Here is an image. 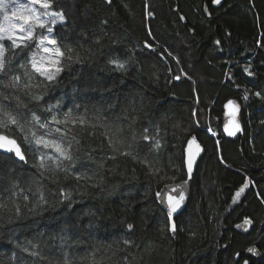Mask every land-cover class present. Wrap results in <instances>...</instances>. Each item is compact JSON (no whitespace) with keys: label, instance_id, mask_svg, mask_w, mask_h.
Wrapping results in <instances>:
<instances>
[{"label":"trees","instance_id":"obj_1","mask_svg":"<svg viewBox=\"0 0 264 264\" xmlns=\"http://www.w3.org/2000/svg\"><path fill=\"white\" fill-rule=\"evenodd\" d=\"M52 9L66 18L55 28L56 80L32 73L34 48H9L0 73V107L24 126L3 131L27 157L0 154V264H242L253 246L262 258L252 264H264V0L219 9L213 0H52ZM230 100L243 125L234 139L224 134ZM68 113L67 123L52 119ZM31 132L70 145L73 159ZM194 135L204 153L172 233L156 193L187 180Z\"/></svg>","mask_w":264,"mask_h":264},{"label":"snow or ice","instance_id":"obj_2","mask_svg":"<svg viewBox=\"0 0 264 264\" xmlns=\"http://www.w3.org/2000/svg\"><path fill=\"white\" fill-rule=\"evenodd\" d=\"M214 3L220 4V0H213ZM108 3H111V0H108ZM39 5V8L36 7ZM0 10L3 11V23H0V73L6 71V65L9 63V60L5 58V53L8 51L9 48L11 49H20L23 51L24 49L32 50L35 48V54L31 55L29 64L32 73L38 74L40 77H43L44 80L48 82H53L56 80V77L59 73L63 70L61 65V58L64 56V52L61 51V46L57 43V39L53 35V31L55 27L59 25H64L66 23V18L62 11H55L52 9V0H29V2L25 4H21L18 7H13L10 9V4L8 0H0ZM10 13V14H9ZM151 15V13H149ZM40 32H37V30ZM7 40L9 42L8 48H5L3 45V41ZM217 44L220 41H216ZM149 47H151L149 45ZM71 52V49H68ZM110 63L114 64L116 68L120 70H124L126 65L124 62L119 60H112ZM21 67H25V65H21ZM31 79V76L29 77ZM179 79V77H176ZM15 81H19L20 77L16 76L14 78ZM13 86H16L13 84ZM25 87L27 88L28 85L26 84ZM256 96H260L259 92L255 93ZM34 99H39V97H33ZM247 99V96H245ZM228 108L232 110V115L235 116L236 112L238 111V106H234L233 101H229ZM51 111V108L48 109ZM0 113H3L7 119H0V150H4L8 153H13L15 157H18L20 160H24L25 156L21 150L20 145L17 143L15 139H13L10 135L6 134L5 129L9 128V125H15L17 128L20 129L21 132H24L23 124L11 113L7 112L0 107ZM71 117V113H68L63 121H57L55 116L52 117L53 121L57 123H67L69 118ZM33 121L39 123V118L35 115L32 116ZM80 123H84L85 121L83 118L80 119ZM46 125L40 124V127H45ZM224 130L227 132L228 135L234 136L237 132L242 131L239 123L235 120L231 121L229 124L224 126ZM57 132L60 129H56ZM147 129H145V132ZM211 131V129H209ZM32 137L35 138V143L43 144L45 147L54 148L59 156L65 160H72L73 157L70 154V145L69 148H64L61 144L50 142L45 140L43 137H36L35 132L30 133ZM215 135V133H213ZM27 137H24L26 139ZM145 140L149 139V137L145 136ZM111 143V140L109 141ZM195 137L189 141V149H191L192 145L195 144ZM157 148L159 144L157 143ZM197 153H190L189 160H188V175L189 178L192 174V167L194 164L195 155L199 152V145H196ZM127 155V153H124ZM49 160L52 157H48ZM38 167L44 171H49L48 166L45 163V159L42 157ZM59 168L60 165L57 164ZM77 180L80 179L79 176L76 177ZM248 188V184H244L243 187L236 192V197H239L244 190ZM172 193H177L173 195ZM156 196L160 199L161 203H167L168 212L167 215L172 217L174 213H176L185 199V196L182 191L178 192L176 188H173L171 192L167 193H160L157 192ZM66 199H70V196H66ZM43 200V196H41ZM46 202V201H45ZM235 203V200L233 201ZM0 207H5L4 205H0ZM17 212H19V208L17 207ZM245 225H250L251 220L245 219ZM133 226L131 224L128 225V228L131 229ZM240 227V225H237ZM170 230L175 233L176 225L173 222L171 225ZM245 231L247 229L245 228ZM36 247L35 245L33 246ZM27 251L28 249H24ZM249 252H256V249L249 248ZM32 255H38L37 252L33 251ZM239 255V254H237ZM63 264H71V262L65 258ZM244 264H248V261L245 260Z\"/></svg>","mask_w":264,"mask_h":264},{"label":"water","instance_id":"obj_3","mask_svg":"<svg viewBox=\"0 0 264 264\" xmlns=\"http://www.w3.org/2000/svg\"><path fill=\"white\" fill-rule=\"evenodd\" d=\"M224 5V0H220V4H216L213 2V7L215 9H219L221 8L222 6ZM230 101H233V100H230ZM234 102V101H233ZM228 105V102L226 103L225 105V115L226 117L228 118V121L226 124H229L231 121L235 120L237 123H239L242 131H239L236 133V135L234 136H230L227 134V132L224 130V134L227 138H230V139H234L236 137H238L240 134L243 133V125L241 124V122L239 121V116H240V107L239 105H237L235 102H234V106H238V111L236 112L235 116L232 115V110L230 108L227 107ZM195 137V141L196 143L192 145L191 149H189V141L192 140V138ZM14 139V138H13ZM16 140V139H15ZM17 141V140H16ZM17 143L20 145L21 147V150L25 156V159L24 160H20L18 157H15L13 153H8V152H5L4 150H0V154H6V155H13L15 157V159L20 162V163H26L27 162V157L25 155V152H24V149L23 147L21 146V144L17 141ZM196 145H199V152L197 155H195V158H194V164H193V167H192V174H191V177L189 178V175H188V160H189V155L190 153H197V147ZM203 153H204V146L203 144L199 141L198 137L196 135L192 136L187 144H186V147H185V151H184V165H185V170H186V174H187V180L186 181H182V182H178V183H173V184H168V185H165L161 192L162 194L164 193H167V192H171V190L173 188H176L178 190V192L182 191L184 196H185V199L184 201L182 202V205L180 207V209L174 213L172 215V217H169L168 215V218L170 220V225H172V223L174 222L175 225H176V231H177V224H176V219L182 215V213L186 210L187 208V205H188V202H189V199H190V182L193 180L194 178V175L196 173V169L198 167V164L203 156ZM173 195H176L177 193H172ZM158 202L160 204V206L162 207V209L166 212H168V206H167V203H161L160 199L158 198ZM251 227H252V221H251V224L250 225H245L244 222L240 224V227H239V230L243 233H249L250 230H251ZM245 228L247 229V231H245ZM175 231V232H176ZM172 232V231H171ZM173 233V232H172ZM251 248H254L256 249V252L253 253V252H249L247 251L246 252V259L248 261V264H252V261H258L262 258V253L261 251L259 250V248L257 246H253ZM244 260V261H245ZM244 264V262L242 263Z\"/></svg>","mask_w":264,"mask_h":264},{"label":"rangeland","instance_id":"obj_4","mask_svg":"<svg viewBox=\"0 0 264 264\" xmlns=\"http://www.w3.org/2000/svg\"><path fill=\"white\" fill-rule=\"evenodd\" d=\"M8 2H9V4H10V9H11V8H13V7H18V6L21 5V4H25V3L29 2V0H8ZM36 7L39 8V5H36ZM9 14H10V13H9ZM3 15H4V14H3V11L0 10V23H3ZM58 25H59V24H58ZM58 25H57V26H58ZM57 26H56V27H57ZM56 27H55V28H56ZM37 32H40V30L38 29ZM53 35L55 36V29H54V31H53ZM55 38H56V36H55ZM2 43H3L4 47L7 48L9 42H8L7 40H5V41H3ZM35 51H36V50H35V48H34L33 54H35ZM5 54H6V53H5ZM61 59H62V58H61ZM245 190H246V189H245ZM245 190H244V192H245ZM244 192L239 196V198L243 196ZM237 198H238V197H237Z\"/></svg>","mask_w":264,"mask_h":264},{"label":"flooded vegetation","instance_id":"obj_5","mask_svg":"<svg viewBox=\"0 0 264 264\" xmlns=\"http://www.w3.org/2000/svg\"><path fill=\"white\" fill-rule=\"evenodd\" d=\"M239 118H240V116H239Z\"/></svg>","mask_w":264,"mask_h":264}]
</instances>
